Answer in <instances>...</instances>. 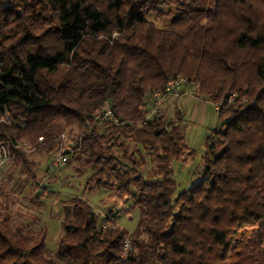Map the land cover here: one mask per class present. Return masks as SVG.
Wrapping results in <instances>:
<instances>
[{
	"label": "trees",
	"instance_id": "obj_1",
	"mask_svg": "<svg viewBox=\"0 0 264 264\" xmlns=\"http://www.w3.org/2000/svg\"><path fill=\"white\" fill-rule=\"evenodd\" d=\"M177 78L220 125L197 182L173 199L172 163L192 154L183 113H152L147 97ZM106 103L118 125L94 120ZM2 119L0 264H235L254 232L264 264V0H0ZM61 136L71 176L142 212L133 233L69 197L50 255L39 216L11 214L17 193L43 208L33 155L50 159Z\"/></svg>",
	"mask_w": 264,
	"mask_h": 264
},
{
	"label": "rangeland",
	"instance_id": "obj_2",
	"mask_svg": "<svg viewBox=\"0 0 264 264\" xmlns=\"http://www.w3.org/2000/svg\"><path fill=\"white\" fill-rule=\"evenodd\" d=\"M166 23L167 22H165V24ZM182 113V125L185 132V138L188 148L192 154L191 158L187 161H174L172 163V178L176 182V192L172 197L173 199L180 192L190 188L195 182H197V174L201 168L202 157L206 151L205 144L207 137L211 136L212 131L220 125L216 106L209 102H199V110L197 112V116L194 119L191 118L189 110L185 112L183 111ZM172 116L173 113L171 112L170 117ZM61 140L62 147L59 150H63V152H65L67 151L66 148H72V146L69 144L71 142L68 141L67 136H63ZM24 148L27 153L33 151L30 150L31 148L28 146ZM33 157L39 163L37 173L41 177V185L48 186V189L46 190L39 189L35 192V197H39L44 203L43 208L38 209L37 207L31 206L29 200L27 198H23L21 194L18 195V191L16 190V201L14 205H10V209L11 214L15 217L17 212H20V217L25 218L26 213L22 211L21 208L25 211H29L31 215L35 214L39 216L41 227H44L46 230L45 244L50 255L54 254L57 246V240L62 232L60 219L63 216V212L61 208L62 204L60 202L69 197H79L88 202L98 213L100 221L105 218L113 220L105 219L103 221L104 226L106 222H109V228L116 226L127 231L129 234L133 233L137 229L138 221L142 215V212L139 209H130V201L119 200L115 197L113 192L105 189H96L90 191V186L86 182L88 177L87 174L78 177L71 176L74 173L72 172L73 167L65 165V169L61 167L51 170V157L50 159H47V157L41 153H35ZM45 168L49 170L48 173L45 172ZM6 179L7 176L1 171L0 183L7 184ZM14 188V185L11 184L4 189L6 193L10 194L11 190ZM36 228L37 226H33V229ZM255 233L256 232L248 235L247 243H244V249L240 250L241 252L235 250L236 253L239 252V254L235 253L237 257H231V262H235V264L258 263L256 259H258V254L260 252L257 253L251 249V243L255 242ZM261 253L263 255L261 257V261L264 262V249L261 251ZM236 258L241 259L242 262L240 263L239 261H236Z\"/></svg>",
	"mask_w": 264,
	"mask_h": 264
},
{
	"label": "built area",
	"instance_id": "obj_3",
	"mask_svg": "<svg viewBox=\"0 0 264 264\" xmlns=\"http://www.w3.org/2000/svg\"><path fill=\"white\" fill-rule=\"evenodd\" d=\"M187 84L188 83L184 78L173 79L168 81L162 90L156 91L149 95L147 97V102L152 108V113L159 111L169 99L181 97L183 95L184 87H186ZM5 120L2 119L0 120V122L5 123ZM94 120L98 121L99 123L111 120L114 122V124H119L118 121L113 117L112 111L107 103L104 104V106L102 107L101 113L94 117ZM6 123L9 124L10 122L6 121ZM61 138H63V136H61ZM39 142H41V139H39ZM66 149L67 151L65 152L71 151L69 147ZM65 152H63V150H58L52 155L50 160L51 170L64 167L67 164L68 156ZM9 161L10 148L9 146L3 144L2 141H0V172L7 166ZM108 225L109 222H106L105 226L103 225V227H108ZM129 249L130 241L126 239L123 244V258L126 257V254Z\"/></svg>",
	"mask_w": 264,
	"mask_h": 264
},
{
	"label": "crops",
	"instance_id": "obj_4",
	"mask_svg": "<svg viewBox=\"0 0 264 264\" xmlns=\"http://www.w3.org/2000/svg\"><path fill=\"white\" fill-rule=\"evenodd\" d=\"M163 23L165 24V22ZM192 93V89L185 88L180 98L168 100L163 106V108L166 109L167 115L171 116V112L174 114L178 111L185 112L189 110L191 118L194 119L197 116L199 102H201V100L195 98Z\"/></svg>",
	"mask_w": 264,
	"mask_h": 264
}]
</instances>
